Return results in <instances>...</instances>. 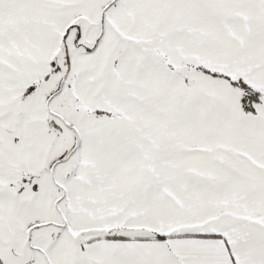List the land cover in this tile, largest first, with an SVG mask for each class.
<instances>
[{
	"label": "snow or ice",
	"instance_id": "1",
	"mask_svg": "<svg viewBox=\"0 0 264 264\" xmlns=\"http://www.w3.org/2000/svg\"><path fill=\"white\" fill-rule=\"evenodd\" d=\"M0 264H264V0H0Z\"/></svg>",
	"mask_w": 264,
	"mask_h": 264
}]
</instances>
